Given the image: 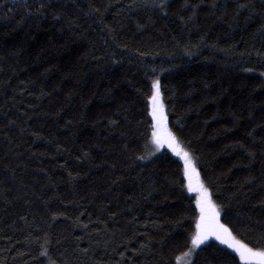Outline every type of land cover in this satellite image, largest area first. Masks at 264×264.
Returning a JSON list of instances; mask_svg holds the SVG:
<instances>
[{"label":"trees","instance_id":"1","mask_svg":"<svg viewBox=\"0 0 264 264\" xmlns=\"http://www.w3.org/2000/svg\"><path fill=\"white\" fill-rule=\"evenodd\" d=\"M40 2L0 0V264L187 251L199 213L183 161L151 144L156 79L221 222L264 249V0H167V15L141 0ZM201 249L189 264H242L214 239Z\"/></svg>","mask_w":264,"mask_h":264},{"label":"snow or ice","instance_id":"2","mask_svg":"<svg viewBox=\"0 0 264 264\" xmlns=\"http://www.w3.org/2000/svg\"><path fill=\"white\" fill-rule=\"evenodd\" d=\"M72 3L76 6V0H72ZM133 3H136V0H133ZM141 6L163 12L164 15H167V12L164 10L169 7V4L167 3V0H141ZM49 7H60V5L52 4L51 0H48V3L41 0L38 11L46 10ZM89 7L92 12L97 14L101 13L99 7ZM184 7H189V4L186 2ZM191 7L193 15L188 17L189 21L194 19L196 14L195 9L198 5H193ZM238 7L240 9H248L250 3L240 4ZM53 19L60 21L61 16L53 13ZM188 54L191 55L190 52ZM248 71H251V69H248ZM260 75L264 76V73H260ZM151 89V96L148 101L150 108L149 115L152 121L151 144L155 145L156 152H159L167 146L176 157L183 161V176L187 180V190L189 193L196 194L195 210L198 211L199 215L195 219V230L189 237L191 246L184 255H198L197 250H203L201 249L202 245H206L210 239H215L216 241H219L220 244L226 245L227 248L232 249V251L239 257L242 264H264V249L250 246L249 243L238 240L236 236L233 235L232 229L227 224L221 222V206L213 201L210 188L201 180L193 155L186 150L181 140L168 127V117L163 103L159 79H156L152 83ZM251 135L252 133H249V136ZM253 142L255 143L254 139ZM241 147H243V145ZM144 148L147 151L149 145L145 144ZM248 155L254 157L255 153L249 152ZM136 159L146 160L150 159V156L142 155L136 157ZM55 219L56 217L54 216L53 220ZM255 243L258 245H264V234H261ZM143 247L145 246L142 245V248ZM41 254L45 256L47 255L46 252H42ZM221 259L227 264L228 258L226 256L221 257Z\"/></svg>","mask_w":264,"mask_h":264},{"label":"rangeland","instance_id":"3","mask_svg":"<svg viewBox=\"0 0 264 264\" xmlns=\"http://www.w3.org/2000/svg\"><path fill=\"white\" fill-rule=\"evenodd\" d=\"M264 77V76H263ZM195 197H196V194H195ZM215 240V239H214ZM219 242V241H218ZM220 244V243H219ZM222 245V244H221ZM191 246V245H190ZM222 246H224L225 248H227V246L226 245H222ZM227 249H229V248H227ZM230 251H232V249H229ZM187 251H188V249H187ZM186 251V252H187ZM233 252V251H232ZM234 253V252H233ZM236 254V253H235ZM192 257H193V255L192 256H185L184 254L183 255H181L178 259H177V261H176V264H189L190 262H191V260H192Z\"/></svg>","mask_w":264,"mask_h":264}]
</instances>
